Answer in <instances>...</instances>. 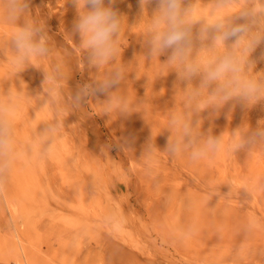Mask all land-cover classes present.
<instances>
[{
  "label": "rangeland",
  "instance_id": "374dc122",
  "mask_svg": "<svg viewBox=\"0 0 264 264\" xmlns=\"http://www.w3.org/2000/svg\"><path fill=\"white\" fill-rule=\"evenodd\" d=\"M199 2L198 14L207 15L209 0ZM105 6L121 17L116 63L126 77L117 95L128 101L127 115L115 105L106 110L104 93L73 104L79 87L112 67L87 66L74 31V0H28L29 19L49 36V53L19 73L10 63L14 26L0 19V100L11 94L17 106L18 144L26 146L45 122H62L50 156H26L0 183V264H264V145L198 161L164 152L170 116L187 110L185 89L198 87L201 78L181 80L163 65L171 50L148 55L156 0H105ZM199 27L192 29L194 55L211 46V39H195ZM222 51L204 48L198 59L207 62ZM249 59L253 74H264V41ZM46 73L56 77L51 98L48 85L43 91ZM192 121L200 122L203 135L223 134L227 144L231 132L260 126L264 100L247 106L234 98L193 113ZM150 142L159 151L148 158L143 152Z\"/></svg>",
  "mask_w": 264,
  "mask_h": 264
},
{
  "label": "clouds",
  "instance_id": "9594fccd",
  "mask_svg": "<svg viewBox=\"0 0 264 264\" xmlns=\"http://www.w3.org/2000/svg\"><path fill=\"white\" fill-rule=\"evenodd\" d=\"M113 0H109L111 4ZM144 0H141L143 4ZM148 2V0H147ZM157 9L151 17L146 44L148 55L158 58L171 50L163 65L178 72L181 80L191 81L201 78L198 87L188 84L186 90L185 112H173L168 121L171 136L164 152L171 157L188 153L191 160L198 161L209 155L222 151L236 153L238 150L250 151L257 145H264V121L249 132L237 129L231 132V141L225 143L223 134L213 136L209 131L203 135L200 122L193 124V113L212 106L222 107L226 102L236 98L247 106L264 100V74H253V63L250 54L257 45L264 41V0H244L243 5L235 12L226 14L228 8L240 0H209L207 15L198 14L201 7L199 0H156ZM79 18L74 24V31L80 36V46L85 51L87 66L100 68L111 64L112 67L102 78L92 80L78 88L72 96L74 106H81L88 98L97 93L107 94L106 110L116 106L117 113H132L128 101L118 96V86L126 77L122 65L116 63L121 55L119 35L121 17L111 7L105 6V0H74ZM28 0H4L0 5V19L14 26L10 36L12 67L19 73L29 64L44 58L49 53V36L45 26L29 19ZM23 19V23L19 21ZM237 20H244L237 23ZM199 24L195 39L202 44L211 39V46L201 49H222L214 59L202 62L198 52L194 55L193 26ZM255 29V30H254ZM234 40L231 46L226 41ZM56 77L46 73L43 83L47 88V97L51 98L56 90ZM212 88L209 92L208 89ZM117 89L112 91V89ZM207 94L206 100L202 99ZM48 102L44 100V104ZM206 103L207 107L201 108ZM16 104L9 95L8 100H0V183L6 179L17 161L30 154L40 157L50 156L62 122L53 120L35 132L34 138L26 145L20 146L15 133ZM159 151L149 143L143 152L151 158ZM250 222L249 227H253ZM189 233H181L186 238Z\"/></svg>",
  "mask_w": 264,
  "mask_h": 264
}]
</instances>
